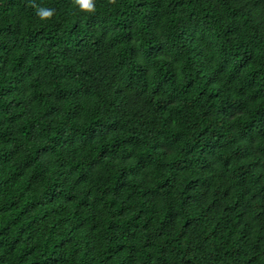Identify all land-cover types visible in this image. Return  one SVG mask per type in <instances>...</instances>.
<instances>
[{
	"label": "trees",
	"instance_id": "obj_1",
	"mask_svg": "<svg viewBox=\"0 0 264 264\" xmlns=\"http://www.w3.org/2000/svg\"><path fill=\"white\" fill-rule=\"evenodd\" d=\"M94 7L0 0V264H264V0Z\"/></svg>",
	"mask_w": 264,
	"mask_h": 264
},
{
	"label": "clouds",
	"instance_id": "obj_2",
	"mask_svg": "<svg viewBox=\"0 0 264 264\" xmlns=\"http://www.w3.org/2000/svg\"><path fill=\"white\" fill-rule=\"evenodd\" d=\"M74 3L76 5H79L80 10L86 13H94L95 7H94V0H74ZM109 4H114L115 0H108ZM38 15L41 17V19L47 20L50 19L54 15L53 9H41L38 12Z\"/></svg>",
	"mask_w": 264,
	"mask_h": 264
}]
</instances>
